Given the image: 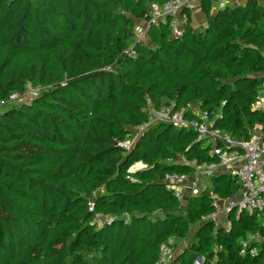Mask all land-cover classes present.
Returning a JSON list of instances; mask_svg holds the SVG:
<instances>
[{
	"label": "trees",
	"instance_id": "16d2710c",
	"mask_svg": "<svg viewBox=\"0 0 264 264\" xmlns=\"http://www.w3.org/2000/svg\"><path fill=\"white\" fill-rule=\"evenodd\" d=\"M166 1L0 0V264H156L162 244L174 249L167 264H264V244L243 245L264 234L259 214L230 209L226 226L207 217L213 194L235 195V176L211 175L184 205L164 181L193 173L181 157L215 161L211 145L189 125L132 131L164 101L187 121L207 112L236 139L264 126L253 106L264 1L212 12L201 0L204 26L188 10L180 36L166 16L138 40L136 21ZM28 83L38 93L23 98ZM137 161L146 167L128 171Z\"/></svg>",
	"mask_w": 264,
	"mask_h": 264
},
{
	"label": "built area",
	"instance_id": "2783aa9c",
	"mask_svg": "<svg viewBox=\"0 0 264 264\" xmlns=\"http://www.w3.org/2000/svg\"><path fill=\"white\" fill-rule=\"evenodd\" d=\"M201 0H167L161 7L153 6L154 17L152 20L146 22V27L142 29L137 27V33H146L147 28L153 22H156V17L163 19L166 16L170 17V29L173 36H180L182 34V27L188 20L187 11H192L198 6ZM247 0H241L238 3H243ZM218 10L233 3L232 0H211ZM136 33V34H137ZM38 88L27 84V90L23 94V98H29L36 95ZM22 96V95H21ZM21 96L14 93L11 99L20 100ZM255 108L264 111V83L258 89L255 101L253 103ZM174 103H162L159 108L150 107V115L148 121L138 126L137 132L146 128L149 124L154 122L172 123L176 126L189 125L197 132V140L206 141L211 145V153L216 156L215 161H204L198 164L195 159L185 160L181 157V161L188 163L194 167L192 174L185 173H169L166 174L164 181L166 185L173 189L177 198H182V192L188 191L189 194L194 195L207 186L203 179H209L213 174L225 172L236 177L238 188L235 195L227 199V212L230 209L246 210L248 213H257L262 218V228L264 230V126L256 127L247 139H236L228 134H223L220 129L212 124L207 112L197 111L199 120L187 121L183 117V109L172 111ZM133 143L131 139H124L120 144L123 148L128 150ZM146 167L141 161L134 162L128 171L144 169ZM212 204L217 207L220 198L212 195ZM92 208V207H91ZM216 212L210 213L207 217L214 219ZM97 218H103V222H110L112 217H107L96 213ZM171 242V240L169 241ZM259 242L264 244V234L254 232L248 235L243 243ZM256 247L250 249V254L256 253ZM242 252L245 249L241 250ZM173 255L172 247L167 244L160 246V259L156 264H167ZM199 264V263H195Z\"/></svg>",
	"mask_w": 264,
	"mask_h": 264
},
{
	"label": "rangeland",
	"instance_id": "374dc122",
	"mask_svg": "<svg viewBox=\"0 0 264 264\" xmlns=\"http://www.w3.org/2000/svg\"><path fill=\"white\" fill-rule=\"evenodd\" d=\"M215 11V10H214ZM151 14H152V17L149 19V20H147V21H136V24H135V28H134V32L135 33H137V27H141L142 29H144L145 27H146V22H148V21H150V20H152L153 19V17H154V9H153V6L151 7ZM155 20L157 21V20H161V17H156L155 18ZM195 26H199V25H195ZM136 36H137V39L138 40H144V41H148V37H147V34L146 33H142L141 35L140 34H136ZM17 100V99H16ZM164 103H166V104H169L167 101H164ZM197 110V109H196ZM198 111V110H197ZM137 130H138V128L137 127H135V128H133L132 129V131H133V137H135V133H137ZM130 138V137H129ZM203 181L208 185L209 184V179L207 178V179H203ZM189 193H188V191L186 190V192H182V198H181V204L182 205H184L185 204V202H186V197H187V195H188ZM226 207H227V199H220L219 201H218V204H217V210H216V214H215V217H214V220L218 223V224H222V225H224V226H226L227 225V209H226ZM97 223H101V222H103L104 221V219L103 218H97L96 220H95ZM187 239H185V238H182V239H178V240H176V246L174 247V248H178V247H180V246H182L183 244H184V242L186 241ZM172 251H174V249H172Z\"/></svg>",
	"mask_w": 264,
	"mask_h": 264
},
{
	"label": "crops",
	"instance_id": "0c3cea01",
	"mask_svg": "<svg viewBox=\"0 0 264 264\" xmlns=\"http://www.w3.org/2000/svg\"><path fill=\"white\" fill-rule=\"evenodd\" d=\"M241 0H232L233 3L230 4H240L238 3ZM259 1H264V0H259ZM200 4V2H199ZM198 4V6H196V8L194 10H192V20H193V25H199V26H204L206 23V19H205V15L200 7V5ZM215 4L213 2H211V11L214 12V10L216 11L217 9L215 8Z\"/></svg>",
	"mask_w": 264,
	"mask_h": 264
},
{
	"label": "water",
	"instance_id": "95a60500",
	"mask_svg": "<svg viewBox=\"0 0 264 264\" xmlns=\"http://www.w3.org/2000/svg\"><path fill=\"white\" fill-rule=\"evenodd\" d=\"M200 262V258H198L196 261H195V263H199Z\"/></svg>",
	"mask_w": 264,
	"mask_h": 264
}]
</instances>
